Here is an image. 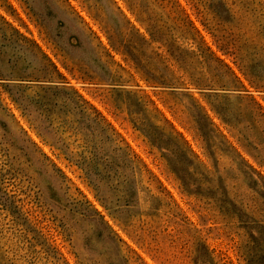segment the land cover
Segmentation results:
<instances>
[{
	"label": "rangeland",
	"instance_id": "rangeland-1",
	"mask_svg": "<svg viewBox=\"0 0 264 264\" xmlns=\"http://www.w3.org/2000/svg\"><path fill=\"white\" fill-rule=\"evenodd\" d=\"M0 264H264V0H0Z\"/></svg>",
	"mask_w": 264,
	"mask_h": 264
},
{
	"label": "trees",
	"instance_id": "trees-1",
	"mask_svg": "<svg viewBox=\"0 0 264 264\" xmlns=\"http://www.w3.org/2000/svg\"><path fill=\"white\" fill-rule=\"evenodd\" d=\"M142 24L146 26V30L149 31V28L147 27V23L145 19H142ZM126 60H128V56H126Z\"/></svg>",
	"mask_w": 264,
	"mask_h": 264
}]
</instances>
